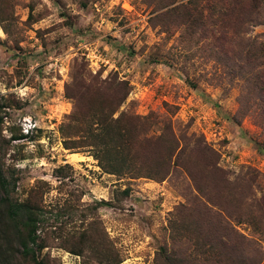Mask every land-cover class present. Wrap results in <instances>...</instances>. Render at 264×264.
I'll use <instances>...</instances> for the list:
<instances>
[{"label":"rangeland","instance_id":"rangeland-1","mask_svg":"<svg viewBox=\"0 0 264 264\" xmlns=\"http://www.w3.org/2000/svg\"><path fill=\"white\" fill-rule=\"evenodd\" d=\"M187 1L0 0V264H264V235L247 222L229 219L251 241L246 254L212 253L218 206L236 211L214 198L223 186L201 193L181 167L164 180L110 173L67 131L74 97L97 107L98 82L118 76L131 88L120 111L170 110L181 133L216 149L231 188L257 176L247 193L264 195V9ZM234 18L245 24L233 37ZM6 196L39 205L37 261L8 223ZM85 230L83 254L72 253Z\"/></svg>","mask_w":264,"mask_h":264},{"label":"trees","instance_id":"trees-1","mask_svg":"<svg viewBox=\"0 0 264 264\" xmlns=\"http://www.w3.org/2000/svg\"><path fill=\"white\" fill-rule=\"evenodd\" d=\"M202 1L189 0L186 4L182 3L180 7H203ZM220 4L221 0H217L215 5ZM227 5L232 15L243 14L250 9L249 16H252V11L259 12L264 9V0H232ZM238 24L243 25L245 22H238L234 18L232 24L229 23V30L233 37L240 36L242 27ZM261 51L264 52V46ZM98 86L97 93L102 97L97 107L83 109L80 102L83 95L74 97L77 102L73 113L69 116L70 123L67 125V131L78 129L83 140L81 146L91 148L90 151L94 152L100 165L110 173L164 180L172 175L177 167H181L189 173L201 193L204 192L203 187L207 185L208 187L216 186V184L223 186L222 191H229V194L221 193L214 198H226L228 195L227 198L231 199L230 203L236 211L234 214L227 213L221 205L218 206L219 211L226 213L227 217L222 218L218 214L220 212H215L218 220L212 224L216 240L211 239L215 241L212 253L216 255L219 249H223L233 251L238 256L239 253L246 254L245 250L251 241L236 229L233 222L237 224L247 222L264 235V195L257 199L253 197V194L247 193V190L252 189L257 176L247 179V187L246 183L242 182L234 183V187L231 188L228 185L230 178L227 172L219 166L220 155L216 149L202 136H197L195 133L189 134V130L184 129L181 133L175 126V114H172L170 110L165 113L152 111L148 115L120 111L131 91L130 83L121 80L118 76H113L99 81ZM89 90L90 88L83 93L86 95ZM194 153L200 156L202 153L200 162L204 167L201 172L206 167L208 169L206 173L200 174L201 177L187 167V162L195 158ZM2 186L7 191L5 184ZM245 188L246 191L243 192ZM209 200V203L212 201L215 206L219 204L215 203L211 196ZM4 202L7 206L8 223L15 230L23 253L37 261L35 246L38 245L37 233L41 222L39 205L31 199L24 202L12 201L8 196L5 197ZM208 210L212 211L209 206H207ZM88 233L89 231L86 230L82 233L83 238L70 249L72 253L83 254L82 248L84 242H87ZM39 246L42 248L44 245ZM202 246L199 244V247ZM109 262V264H117L121 261L115 258Z\"/></svg>","mask_w":264,"mask_h":264}]
</instances>
